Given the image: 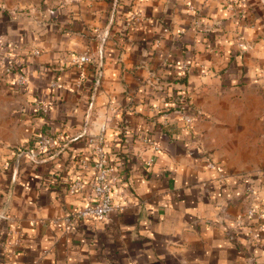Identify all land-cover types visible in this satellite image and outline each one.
<instances>
[{
    "label": "crops",
    "instance_id": "crops-1",
    "mask_svg": "<svg viewBox=\"0 0 264 264\" xmlns=\"http://www.w3.org/2000/svg\"><path fill=\"white\" fill-rule=\"evenodd\" d=\"M1 42L29 82L0 68V264H264V0H5ZM71 51L94 60L65 64ZM169 84L193 123L163 108ZM102 129L122 208L67 231Z\"/></svg>",
    "mask_w": 264,
    "mask_h": 264
},
{
    "label": "built area",
    "instance_id": "built-area-1",
    "mask_svg": "<svg viewBox=\"0 0 264 264\" xmlns=\"http://www.w3.org/2000/svg\"><path fill=\"white\" fill-rule=\"evenodd\" d=\"M233 8L234 4L231 3L228 9L233 11ZM140 16L141 11L139 9L134 11L133 19L139 20ZM104 45L105 40L103 39L102 45L100 47L101 57L103 55ZM239 46L241 48H245L246 44L244 42H240ZM0 48L2 52L4 51V62H0V68H3V71L8 75L16 73V83L19 87H23L24 85H26V83L29 82V75L21 67L19 69V63L15 60V54L13 53V51L9 49L3 50V42L0 43ZM36 52L38 53V51ZM62 60L65 64L69 65H85L87 63H90L91 60L93 61L94 58H92L87 53H78L71 51L66 53L62 57ZM97 61L100 66L98 67V71L96 72L94 79L93 95H95L101 88L103 80V68L101 66V60L99 59ZM176 101H179L183 105L181 112L185 122L188 124L193 123L195 121V116L189 114L192 108V97L189 92L185 90L181 91L176 96ZM35 108L43 113H47L49 110L48 107L43 105L39 100L35 102ZM56 140L58 141L57 138H54L52 136H47L39 139L37 141V149L30 151V156L32 158L38 157L39 153L46 152L50 147H52L56 143ZM89 142L91 145L90 153L89 155L81 159V165L83 169L91 168L93 171V175L89 181L92 195L88 197V201L85 205L64 217L67 231L71 230L76 223L85 218L92 217L98 220H110L113 213L117 209L122 208V205L114 201L115 186L119 181V176L116 174L115 167L110 162L109 152L105 147L104 129H102L99 134L90 137ZM151 161H149V163H151ZM209 167L215 168L214 163H209ZM84 188L85 182L82 179H78L69 185V191L71 193H76L77 191L83 190ZM256 214H258L256 208H250L246 211V216L249 218L254 217ZM240 218L242 219L243 216H241ZM8 219H10V216L8 214L0 213V220ZM6 252L8 254V259L4 262V264H14L11 258L12 252Z\"/></svg>",
    "mask_w": 264,
    "mask_h": 264
},
{
    "label": "trees",
    "instance_id": "trees-1",
    "mask_svg": "<svg viewBox=\"0 0 264 264\" xmlns=\"http://www.w3.org/2000/svg\"><path fill=\"white\" fill-rule=\"evenodd\" d=\"M175 81L186 83V76L181 75L177 77ZM183 90H184L183 88L173 86L172 84L167 85V88L165 89V92H164V101L166 105H164L163 108H169L168 110L175 109V110L181 111L183 105L179 101H176V96Z\"/></svg>",
    "mask_w": 264,
    "mask_h": 264
},
{
    "label": "rangeland",
    "instance_id": "rangeland-1",
    "mask_svg": "<svg viewBox=\"0 0 264 264\" xmlns=\"http://www.w3.org/2000/svg\"><path fill=\"white\" fill-rule=\"evenodd\" d=\"M5 0H0V3H3ZM7 1H15V2H17V1H20V0H7ZM33 1V0H32ZM18 8H20V6H18ZM24 9H26V8H24Z\"/></svg>",
    "mask_w": 264,
    "mask_h": 264
}]
</instances>
